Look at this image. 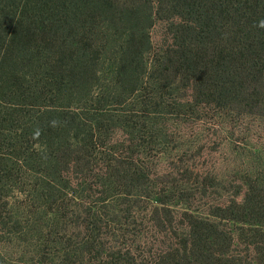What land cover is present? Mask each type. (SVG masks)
Returning <instances> with one entry per match:
<instances>
[{"label": "trees", "instance_id": "obj_1", "mask_svg": "<svg viewBox=\"0 0 264 264\" xmlns=\"http://www.w3.org/2000/svg\"><path fill=\"white\" fill-rule=\"evenodd\" d=\"M162 10L176 18L155 47ZM192 83L197 104L264 116V0H0V264H243L242 237L264 251V172L203 215L146 162ZM176 207L171 242L129 233Z\"/></svg>", "mask_w": 264, "mask_h": 264}, {"label": "rangeland", "instance_id": "obj_2", "mask_svg": "<svg viewBox=\"0 0 264 264\" xmlns=\"http://www.w3.org/2000/svg\"><path fill=\"white\" fill-rule=\"evenodd\" d=\"M170 14L162 10V19L151 30L155 47H160L170 36L167 30ZM196 91V83L178 88L175 114L166 116L169 135L155 150L147 151L146 162L152 166V172L176 173L169 178L170 186H178L184 197H189L183 202H190L200 214L220 215L226 204L241 199L238 192L245 189L250 174L264 172V116L229 105L223 109L217 102L197 104ZM155 179L161 182V178L152 180ZM175 209V212L183 210ZM173 216L172 219L167 213L162 220L155 212L140 213L132 219L135 224L129 226V233L143 230L153 240V247L155 242L167 244L186 231L184 218L177 212ZM2 240L4 235L0 234ZM233 254L243 264L264 260V251L253 248L244 237L236 240Z\"/></svg>", "mask_w": 264, "mask_h": 264}]
</instances>
